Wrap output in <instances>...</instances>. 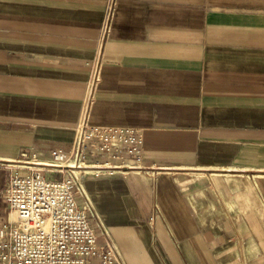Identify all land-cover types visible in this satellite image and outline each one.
Here are the masks:
<instances>
[{
  "label": "crops",
  "instance_id": "obj_1",
  "mask_svg": "<svg viewBox=\"0 0 264 264\" xmlns=\"http://www.w3.org/2000/svg\"><path fill=\"white\" fill-rule=\"evenodd\" d=\"M98 56L89 123L143 140L83 183L125 262L264 264V0H0V227L19 162L70 149Z\"/></svg>",
  "mask_w": 264,
  "mask_h": 264
},
{
  "label": "built area",
  "instance_id": "obj_2",
  "mask_svg": "<svg viewBox=\"0 0 264 264\" xmlns=\"http://www.w3.org/2000/svg\"><path fill=\"white\" fill-rule=\"evenodd\" d=\"M88 79V98L67 152L49 160L19 162L4 198L13 216L0 227V264H127L111 233L94 212L84 180L113 174L141 154L136 128L95 126L89 107L99 82L100 57ZM83 197L78 202L77 195Z\"/></svg>",
  "mask_w": 264,
  "mask_h": 264
},
{
  "label": "rangeland",
  "instance_id": "obj_3",
  "mask_svg": "<svg viewBox=\"0 0 264 264\" xmlns=\"http://www.w3.org/2000/svg\"><path fill=\"white\" fill-rule=\"evenodd\" d=\"M80 195V194H79ZM81 198H82V201H80V202H83L84 201V199H83V197L82 196H80ZM79 202V201H78ZM95 212V211H94ZM96 213V212H95ZM97 214V213H96ZM97 216H98V218L102 221V223H103V225H104V227L108 230V228H107V226H106V224H105V222H104V219L103 218H101L100 217V215H98L97 214ZM10 217H11V219H13V216L12 215H10ZM113 238V237H112ZM114 240V239H113ZM115 241V240H114ZM116 243V242H115ZM117 244V243H116Z\"/></svg>",
  "mask_w": 264,
  "mask_h": 264
}]
</instances>
